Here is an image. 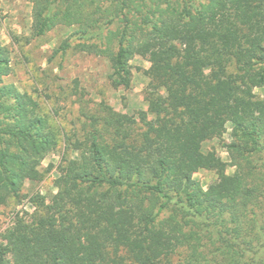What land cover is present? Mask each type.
Returning a JSON list of instances; mask_svg holds the SVG:
<instances>
[{
    "label": "trees",
    "instance_id": "obj_1",
    "mask_svg": "<svg viewBox=\"0 0 264 264\" xmlns=\"http://www.w3.org/2000/svg\"><path fill=\"white\" fill-rule=\"evenodd\" d=\"M26 1L34 37L73 28L74 49L107 59L114 88H130V62L145 58L157 124L142 117L135 140L107 107L105 128L92 118L82 139L67 137L36 99L4 83L12 65L0 42V205L41 179L61 140L80 152L69 188L34 199L31 218L15 216L0 264L9 253L14 264H264V100L239 93L264 87V0ZM214 139L235 175L204 153ZM200 164L222 184L203 190Z\"/></svg>",
    "mask_w": 264,
    "mask_h": 264
},
{
    "label": "rangeland",
    "instance_id": "obj_2",
    "mask_svg": "<svg viewBox=\"0 0 264 264\" xmlns=\"http://www.w3.org/2000/svg\"><path fill=\"white\" fill-rule=\"evenodd\" d=\"M31 23L29 2L0 0V42L9 49L12 65V72L4 83L13 84L19 91L36 99L42 112L51 117L54 127H60L67 137L82 139L86 131L91 130L92 118L97 119L95 127L105 128L107 107L130 125L135 140L139 141L146 130L142 117L156 126L157 118L149 112L146 101V96L153 95L156 89L150 83V64L145 58L135 56L130 62L133 73L130 88H114L109 80L111 68L107 59L74 49L77 41L71 37L73 28L58 26L43 37H34ZM66 43L71 47L63 52L62 47ZM239 93L256 95L264 100V87L256 88L250 84L240 87ZM235 119L239 121L243 117L236 114ZM131 121L135 124L132 125ZM231 128L232 125L228 124L223 140L230 139ZM221 144L217 139L206 141L203 151L213 152L220 170L227 176H233L235 169ZM148 146H152L151 141ZM159 154L167 157L169 149L161 148ZM79 157L80 152L66 148V142L61 140L56 150L40 164L41 179L26 182L19 200L12 199L6 205H0V247L10 243L12 237L8 231L16 215L29 219L35 213L34 199L40 198L48 203L58 192V184L69 188L68 170L76 168ZM194 179L205 191L223 182L216 171L201 164ZM112 212L123 215L122 210L113 209ZM14 262V253L4 257V264Z\"/></svg>",
    "mask_w": 264,
    "mask_h": 264
}]
</instances>
